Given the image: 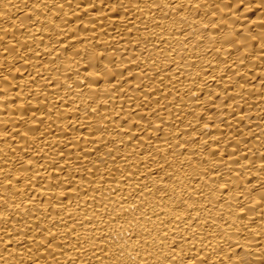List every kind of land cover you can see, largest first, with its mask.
Returning <instances> with one entry per match:
<instances>
[{"label":"bare ground","instance_id":"6f19581e","mask_svg":"<svg viewBox=\"0 0 264 264\" xmlns=\"http://www.w3.org/2000/svg\"><path fill=\"white\" fill-rule=\"evenodd\" d=\"M0 264H264V0H0Z\"/></svg>","mask_w":264,"mask_h":264}]
</instances>
